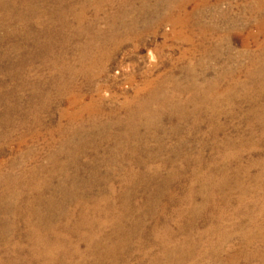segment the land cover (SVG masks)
Wrapping results in <instances>:
<instances>
[{"label":"rangeland","instance_id":"1","mask_svg":"<svg viewBox=\"0 0 264 264\" xmlns=\"http://www.w3.org/2000/svg\"><path fill=\"white\" fill-rule=\"evenodd\" d=\"M127 1L135 7L142 2L1 0L0 179L20 177L12 190L18 194L47 183L42 201L53 196L56 204L36 208L56 214L60 234L78 246L80 256L69 264H264V0H189L185 12L199 16L188 28L173 31L162 20L118 47L106 44L110 57L103 60L92 50L94 34L109 33ZM134 15L122 18L128 22ZM147 16L163 19L160 10ZM146 21L141 16L137 25L143 28ZM92 58L102 59L96 68ZM189 70L195 77L187 76ZM161 81L173 100L175 81H194L214 96L234 97L233 107L222 100V109L206 112L220 114L215 140L209 138L212 126L189 129L175 116L180 113L161 109L160 101L151 109L160 115L161 129L142 125L140 139L128 137L130 107L148 99L147 82L153 88ZM181 93L177 99L184 103L187 92ZM145 116L148 112H142V124ZM69 150L80 168L69 164L74 159ZM52 156L68 175L49 173ZM157 167L158 173L145 171ZM206 180L211 191L203 187ZM67 194L81 196L84 204L73 197L64 202ZM187 195L191 202L183 201ZM5 198L0 264H26L32 227L41 223L32 217L27 226L22 215L12 225V208L27 197ZM83 214L90 222L84 228ZM101 214L109 224L95 226ZM82 234L87 241L79 240Z\"/></svg>","mask_w":264,"mask_h":264},{"label":"bare ground","instance_id":"2","mask_svg":"<svg viewBox=\"0 0 264 264\" xmlns=\"http://www.w3.org/2000/svg\"><path fill=\"white\" fill-rule=\"evenodd\" d=\"M142 2H140V6H134V4H132V1L130 2H126L125 6V10L121 11V16L119 17V19L115 20H111V25H110V30L109 33H95L94 35L95 37V44L93 47V51L94 49L96 50L97 53H99L102 57V59H107L108 57H110V54H108L103 48L106 44H110V42L115 45L116 47L120 46L121 43L125 42V40H130L131 38L135 39V38H139L138 36H142L144 35L146 32L150 31L153 27H155L156 23L159 24L160 22H162V20H167L170 22V24L173 27V31H175L174 29L176 27H180L181 30L184 28H188L187 26H189V20L195 16H199V14H197V12H191V13H187L185 12L186 9V5L189 2V0H141ZM195 1V0H192ZM198 1V0H197ZM202 3L206 2L207 0H199ZM152 10L154 12H150L149 10ZM0 10H4L1 7V0H0ZM160 10L161 14L163 15V19H156V21L152 18L151 19L148 18L147 15L149 14H156V12ZM175 11H178L179 14H175ZM183 11V12H181ZM132 13H138V17L136 18L135 15L131 18L130 21L126 22V20L124 21L123 18H125V16H129ZM181 14H183L181 16ZM0 27L3 26L4 24V17L5 14L3 13V15H0ZM145 18L147 17V21L144 25L143 28H140V26H138V19L139 17ZM144 16V17H143ZM117 17V18H118ZM123 17V18H122ZM7 22V21H6ZM197 24V23H195ZM117 25H119V27L122 29V31L118 32L117 30ZM177 31V30H176ZM179 33V31L177 32ZM179 36L181 34H178ZM102 36H104L102 38ZM102 59H95L93 60L92 58V68H96L98 63H100V61ZM96 73L92 72V75H95ZM187 76L189 77H195L193 72H191V70H189L187 72ZM169 78V77H168ZM162 82V83H161ZM160 84L161 85H156L155 87L152 88V84L150 82H147L144 86V90L147 89V96L148 99H145L144 101H142L141 103H138L137 105H135L134 107H130L132 108V112L130 113L128 120H127V129L129 131H131L130 135H128V137H132V138H136V139H140V136L138 135V129L139 126H144L147 128H152L154 126V128H159L161 129L160 125L158 124V122H161L160 120V115L155 114L156 112L153 111L151 108H155L154 103H158L159 101L162 103V105H160L161 109L162 108H168L169 110H171L172 113H180V114H175V116L177 117L178 121L182 122V124H186L189 123V129H198L200 127V125L202 124H209L210 126H212L211 131L209 133V138L215 140L216 136H218V134L220 133L221 129H219L218 127H220V124H218V118L220 116L219 112H214L211 113L210 115L207 116L208 113L207 110L208 109H215V110H220L223 107L222 104V100L228 101L227 103L230 107H233V104H231L230 102L233 100V96L231 95H227L226 96H214L212 93H208L207 91L202 90L200 85H197L196 83H194V81L192 82H186V83H179V82H173L171 83L172 86V90L174 92V94L177 96L182 95L181 91L185 90L187 92V97L184 101V103H180L179 99L174 98V100L172 98L167 97V91L168 88L165 86V84H163L165 81H161ZM168 82V81H167ZM170 83V82H169ZM161 86V87H160ZM263 92V91H262ZM227 93V91H226ZM174 97V96H173ZM263 97V96H262ZM253 100V99H252ZM169 102V103H167ZM195 110L194 112H189L186 113L185 111L187 110ZM205 112H198V110H203ZM197 110V111H196ZM142 112H148V116H145V122L143 123V120L140 118V116L142 115ZM153 113V114H150ZM206 114V115H205ZM205 115V116H204ZM138 119V121H136ZM139 123V124H138ZM141 123V124H140ZM137 132V133H136ZM135 134V135H134ZM201 140H203L201 138ZM66 148V146H65ZM61 151V150H60ZM66 150H64L65 152ZM68 154L71 156H75L74 153H72L71 150L68 151ZM137 153H134V155H137ZM199 158H201L202 154L201 152L199 153ZM154 157V156H150ZM225 159H229L230 156L229 155H225L224 156ZM52 157H50V161L53 162V167L51 170H49V173L52 174H56L55 177H61L63 175H66V165H64L63 163H60L56 160H53ZM168 161V160H167ZM167 161L164 162V165L167 164ZM76 162V167H78L79 165V161L75 160V157L73 159L72 162H69V164ZM199 163L201 162V160L198 161ZM146 163L143 161V163H141L140 165H138L140 168L143 167ZM234 164V163H233ZM141 171V170H140ZM146 173L152 172V173H158L160 171V168L157 167L153 170L148 169L145 170ZM35 170H31L29 171L31 176L35 175ZM143 174H145L144 171H141ZM130 174H134L133 177L135 175H141L138 171L137 172H129ZM23 174V173H21ZM173 174V173H172ZM2 175V179H0V181L4 182V187L5 189L3 190V192L0 195V202H2L4 199H7L5 197H11V198H16L18 200H23L25 197H27V200L23 201V205L21 207H14L12 208V216H11V224L16 225V221L19 220V218L23 215L24 218L23 220L25 221V224L28 226L31 223V219L32 217H35L36 220H38L41 224H35L32 227V231H33V240L31 241L32 244V253L30 255V258H28L29 260H27L26 264H54L55 260H58V264H69L70 259L73 256H80V250L78 248V246H71L69 242H67L66 239L63 238V236L60 234V231L58 230V227L55 226V223H53V220L56 218V214L50 212V210H46L48 207H52L54 206L56 203H54V197L53 196H49L46 197L45 202L42 201L44 198V189L47 187V183H38V184H31L30 187L27 188V191L25 193L22 194H18V193H14L12 192V190L15 189V187L17 186L20 177H15V178H11L9 175L8 177L5 176L4 174ZM68 175V174H67ZM142 176V175H141ZM64 178V177H63ZM66 179V178H65ZM47 181V179H46ZM61 183L59 185V187H63V179H61ZM173 180H166V182H170ZM74 186L78 187L77 182L73 181L72 182ZM14 187V188H12ZM204 188H206L205 190H210L214 188V186L212 185V183L209 180H206V183L204 181ZM112 190V189H110ZM45 193V192H44ZM212 193V192H211ZM68 195V196H67ZM65 196V201L68 200V197H73L74 200L76 199L77 203L80 205L84 204V202L80 199L81 196L79 195H72V194H67ZM209 197H211V194L208 195ZM193 196L191 195H187L183 201L184 202H191L192 201ZM209 200L211 198H208ZM43 202V203H42ZM122 202V206L123 208H125V206L127 205V197H125L123 199ZM37 203H42L45 204V210L40 212L38 208L39 206H36ZM93 210H95L97 212V208H93ZM45 214V215H43ZM125 212L124 209H122L121 207V213L119 215V219L123 218L125 216ZM58 215V213H57ZM60 216V214H59ZM84 214L80 216V223L79 225L82 226V228H84V226H88L90 225L89 220L84 219ZM58 217V216H57ZM101 217V218H100ZM99 218L97 219H93L92 223L96 226V223L98 222L99 226H103V225H107L108 223V218L107 215H103L101 214ZM46 218L49 219L48 222L51 221L50 226H48L49 224L46 223L45 221L43 222L42 220H44ZM51 218V219H50ZM57 219V218H56ZM103 219V220H102ZM108 219V220H107ZM117 220L116 222L119 223L120 220ZM60 234V235H59ZM53 237V240L51 241L49 238ZM79 240H83V241H87L88 240V236L85 235H81V238ZM41 249V254L40 252H38L37 250ZM88 249L90 250V247H88ZM91 252V250H90ZM57 258V259H56ZM183 258V256L181 257Z\"/></svg>","mask_w":264,"mask_h":264}]
</instances>
